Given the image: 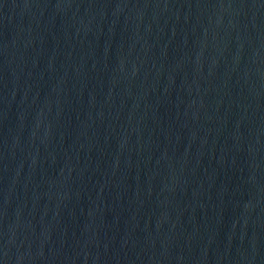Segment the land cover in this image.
Listing matches in <instances>:
<instances>
[{"label":"water","instance_id":"1","mask_svg":"<svg viewBox=\"0 0 264 264\" xmlns=\"http://www.w3.org/2000/svg\"><path fill=\"white\" fill-rule=\"evenodd\" d=\"M0 264H264V0H0Z\"/></svg>","mask_w":264,"mask_h":264}]
</instances>
